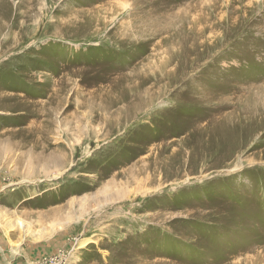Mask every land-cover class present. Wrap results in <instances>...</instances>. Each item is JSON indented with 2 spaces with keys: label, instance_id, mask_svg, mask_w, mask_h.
Segmentation results:
<instances>
[{
  "label": "rangeland",
  "instance_id": "obj_1",
  "mask_svg": "<svg viewBox=\"0 0 264 264\" xmlns=\"http://www.w3.org/2000/svg\"><path fill=\"white\" fill-rule=\"evenodd\" d=\"M0 264H264V0H0Z\"/></svg>",
  "mask_w": 264,
  "mask_h": 264
},
{
  "label": "bare ground",
  "instance_id": "obj_2",
  "mask_svg": "<svg viewBox=\"0 0 264 264\" xmlns=\"http://www.w3.org/2000/svg\"><path fill=\"white\" fill-rule=\"evenodd\" d=\"M22 226V224H20Z\"/></svg>",
  "mask_w": 264,
  "mask_h": 264
}]
</instances>
